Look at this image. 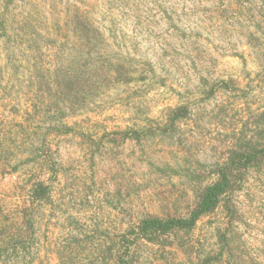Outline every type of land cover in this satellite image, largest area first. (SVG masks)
I'll return each mask as SVG.
<instances>
[{"label": "rangeland", "instance_id": "1", "mask_svg": "<svg viewBox=\"0 0 264 264\" xmlns=\"http://www.w3.org/2000/svg\"><path fill=\"white\" fill-rule=\"evenodd\" d=\"M248 142L264 0H0V264H115L122 233L185 214ZM236 175L186 248L141 242L133 264H264V158Z\"/></svg>", "mask_w": 264, "mask_h": 264}, {"label": "trees", "instance_id": "2", "mask_svg": "<svg viewBox=\"0 0 264 264\" xmlns=\"http://www.w3.org/2000/svg\"><path fill=\"white\" fill-rule=\"evenodd\" d=\"M187 111L185 106L176 107L171 111L170 121L174 124L182 120L187 116ZM261 158H264V147L252 145L251 142L232 149L231 155L216 171V180L196 190L194 202L185 214L148 216L122 233L114 263L133 264L134 249L141 242L152 245L177 243L186 248L181 241L184 235L194 232L204 217L212 215L224 205L227 206L229 197L236 191V173L242 168L255 166ZM31 192L34 199H44L47 196V188L43 183L34 185Z\"/></svg>", "mask_w": 264, "mask_h": 264}]
</instances>
